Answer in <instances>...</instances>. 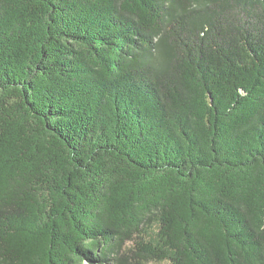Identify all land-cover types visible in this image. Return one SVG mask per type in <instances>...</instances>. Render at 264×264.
Wrapping results in <instances>:
<instances>
[{"label": "trees", "instance_id": "trees-1", "mask_svg": "<svg viewBox=\"0 0 264 264\" xmlns=\"http://www.w3.org/2000/svg\"><path fill=\"white\" fill-rule=\"evenodd\" d=\"M0 264H264V0H0Z\"/></svg>", "mask_w": 264, "mask_h": 264}]
</instances>
